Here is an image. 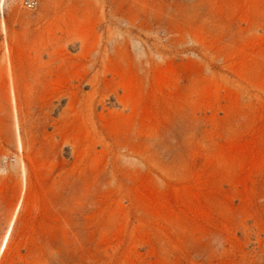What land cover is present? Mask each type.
Instances as JSON below:
<instances>
[{
    "label": "rangeland",
    "instance_id": "374dc122",
    "mask_svg": "<svg viewBox=\"0 0 264 264\" xmlns=\"http://www.w3.org/2000/svg\"><path fill=\"white\" fill-rule=\"evenodd\" d=\"M0 264H264V0H0Z\"/></svg>",
    "mask_w": 264,
    "mask_h": 264
},
{
    "label": "built area",
    "instance_id": "2783aa9c",
    "mask_svg": "<svg viewBox=\"0 0 264 264\" xmlns=\"http://www.w3.org/2000/svg\"><path fill=\"white\" fill-rule=\"evenodd\" d=\"M40 3V0H20V5L26 10L35 9Z\"/></svg>",
    "mask_w": 264,
    "mask_h": 264
},
{
    "label": "bare ground",
    "instance_id": "6f19581e",
    "mask_svg": "<svg viewBox=\"0 0 264 264\" xmlns=\"http://www.w3.org/2000/svg\"><path fill=\"white\" fill-rule=\"evenodd\" d=\"M10 228L11 227L8 228V231L6 232V235H5V237L3 239V242L1 244V248H0L1 252L3 251V249H4L5 245H6V242H7L8 236H9V232H10Z\"/></svg>",
    "mask_w": 264,
    "mask_h": 264
}]
</instances>
